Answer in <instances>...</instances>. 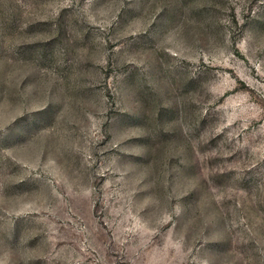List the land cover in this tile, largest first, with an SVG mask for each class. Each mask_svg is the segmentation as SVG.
I'll use <instances>...</instances> for the list:
<instances>
[{"label":"rangeland","instance_id":"rangeland-1","mask_svg":"<svg viewBox=\"0 0 264 264\" xmlns=\"http://www.w3.org/2000/svg\"><path fill=\"white\" fill-rule=\"evenodd\" d=\"M0 264H264V0H0Z\"/></svg>","mask_w":264,"mask_h":264}]
</instances>
